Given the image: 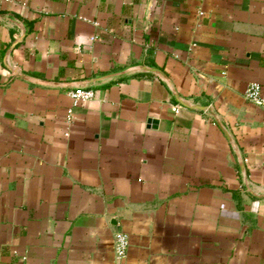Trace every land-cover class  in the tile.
Listing matches in <instances>:
<instances>
[{"label":"crops","instance_id":"obj_1","mask_svg":"<svg viewBox=\"0 0 264 264\" xmlns=\"http://www.w3.org/2000/svg\"><path fill=\"white\" fill-rule=\"evenodd\" d=\"M251 84L264 0H0V264H264Z\"/></svg>","mask_w":264,"mask_h":264},{"label":"built area","instance_id":"obj_2","mask_svg":"<svg viewBox=\"0 0 264 264\" xmlns=\"http://www.w3.org/2000/svg\"><path fill=\"white\" fill-rule=\"evenodd\" d=\"M74 100L88 101L93 98L91 91L77 90L71 94ZM245 99L257 107H264V90L257 84H251L245 91ZM177 111V109H174ZM128 248V240L125 235H118L115 239V253L119 258H123Z\"/></svg>","mask_w":264,"mask_h":264}]
</instances>
